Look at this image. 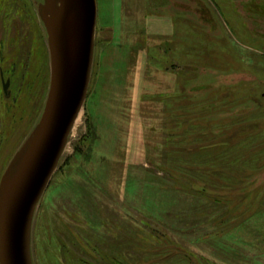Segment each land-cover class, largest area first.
<instances>
[{"label":"rangeland","instance_id":"374dc122","mask_svg":"<svg viewBox=\"0 0 264 264\" xmlns=\"http://www.w3.org/2000/svg\"><path fill=\"white\" fill-rule=\"evenodd\" d=\"M43 1L0 0V181L48 96ZM97 1L34 263L264 264V0Z\"/></svg>","mask_w":264,"mask_h":264},{"label":"water","instance_id":"95a60500","mask_svg":"<svg viewBox=\"0 0 264 264\" xmlns=\"http://www.w3.org/2000/svg\"><path fill=\"white\" fill-rule=\"evenodd\" d=\"M38 13L48 34L50 87L40 120L0 181V264H35V214L86 103L95 56L97 0H44ZM10 82L3 77L6 95Z\"/></svg>","mask_w":264,"mask_h":264},{"label":"trees","instance_id":"16d2710c","mask_svg":"<svg viewBox=\"0 0 264 264\" xmlns=\"http://www.w3.org/2000/svg\"><path fill=\"white\" fill-rule=\"evenodd\" d=\"M209 147V146H208Z\"/></svg>","mask_w":264,"mask_h":264}]
</instances>
